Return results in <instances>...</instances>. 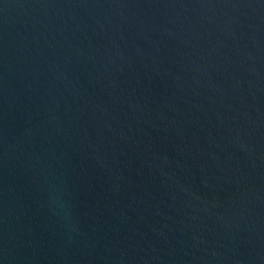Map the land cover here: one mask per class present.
I'll list each match as a JSON object with an SVG mask.
<instances>
[{
    "label": "water",
    "instance_id": "water-1",
    "mask_svg": "<svg viewBox=\"0 0 264 264\" xmlns=\"http://www.w3.org/2000/svg\"><path fill=\"white\" fill-rule=\"evenodd\" d=\"M0 264H264V0H0Z\"/></svg>",
    "mask_w": 264,
    "mask_h": 264
}]
</instances>
